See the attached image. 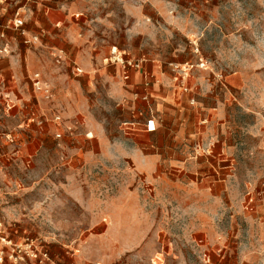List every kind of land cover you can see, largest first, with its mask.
<instances>
[{
    "label": "rangeland",
    "instance_id": "obj_1",
    "mask_svg": "<svg viewBox=\"0 0 264 264\" xmlns=\"http://www.w3.org/2000/svg\"><path fill=\"white\" fill-rule=\"evenodd\" d=\"M4 3V7L0 4V50L8 45V52H0V58L11 52L10 35L20 39L19 47L38 46L25 44L14 28L18 13L30 33L28 26L38 27L36 18L47 13L56 16V28L73 26L76 37L91 46L92 55L87 53L78 66L85 69L92 62L105 68L83 70L80 75L55 70L58 64L51 55L44 64L37 59V70L30 76H21L14 96L6 90L0 93V219L10 238H34L57 253L65 249L78 255L87 249L103 264H149L146 248L153 233L163 225L188 224L182 218H162L161 206L151 202L157 194L168 200L164 207L170 211L177 206V196L188 205L184 188L167 186L158 192L138 181L142 175L131 181L132 150L171 145L172 139L155 144L146 135L124 133L122 121L131 117L123 105L131 97L129 81H124L120 69L102 60L113 46L125 57L154 62L163 71L172 72L171 62L192 65L190 91L176 88L178 98L190 103L194 97V104L204 102L219 109L209 139L216 137L214 147L225 148L234 161L233 186L224 194L240 202L235 208L222 203L220 219L214 223L226 227L228 221L243 227L241 212L249 195L263 206L264 0ZM53 10H61L67 21ZM35 73L54 87L53 99L35 92ZM55 115L61 120L56 121ZM168 122L174 125L176 119ZM98 128H103L104 138L98 136ZM183 144L197 146L189 137ZM133 195L141 202H132ZM229 210L236 212L235 221ZM125 241H139L138 249L121 250Z\"/></svg>",
    "mask_w": 264,
    "mask_h": 264
},
{
    "label": "crops",
    "instance_id": "obj_2",
    "mask_svg": "<svg viewBox=\"0 0 264 264\" xmlns=\"http://www.w3.org/2000/svg\"><path fill=\"white\" fill-rule=\"evenodd\" d=\"M0 2L1 7H4L5 1ZM53 11L62 14L61 10ZM55 17L42 14L36 18L38 27L28 26L32 33L40 35L38 46L19 47L17 42L20 39L13 35L7 39L11 52L0 58V93L6 90L8 96H14L20 87L21 76L24 73L30 76L32 70H37V59L44 64L51 55L58 64L55 70H72L77 75L82 74L83 70H105L96 68L92 62L85 69L78 66L77 61L84 59L87 53L92 55L91 46L76 37L73 26L56 28ZM63 17L66 22L68 16L64 14ZM114 47L116 46L112 47L107 56L102 57L100 54L98 57H102L104 63L110 62L116 69H120L123 76L120 60L132 58L125 57V52L119 49L115 54L112 51ZM58 56L61 57L60 62L57 61ZM43 78L46 80L44 76ZM190 78L191 75L188 78L191 88ZM123 79L129 81L128 92L131 95L123 102L131 113L130 118L122 121V124L131 123L127 127L121 125L124 133L137 137L146 135L147 140L155 144L167 138L172 139L171 145L137 146L132 150L130 161L134 177L131 181L136 182L137 176L142 175L138 181L146 187H155L158 192L159 188L167 186L184 188L188 196V205L180 202L184 197L177 196V206L171 211L164 207L168 200L157 194L153 197L151 202L162 208V218H182L188 220V224L163 225L153 233V241L146 248L150 254L149 264L152 259L157 258L158 264H206L203 262L204 253L211 258L208 264L264 262V204L262 206L261 201L245 198L247 207L241 212L245 222L243 227L228 224V221L226 227L225 224L217 226L214 223V219H220L218 209L222 203L235 208L236 203L240 202L229 193L224 194L226 189L229 191L233 186L231 169L234 161L230 160L225 148L214 147L216 137L209 139L218 122L219 109L214 104H191L186 98H178L176 88L181 87L174 83L172 72L161 70L154 62L143 60L141 68H130L129 78L125 79L123 76ZM147 81H150V85H146ZM52 91L53 99L56 95L53 86ZM135 93L148 95V100H135ZM150 119L154 120V130L147 128V121ZM171 119H176V124H169L168 120ZM200 122L204 124L203 127L198 125ZM97 131L98 136L105 137L103 128H98ZM187 137L195 139L197 146L184 145L183 141ZM137 199L141 202L140 197L131 196L132 202ZM233 212L235 221L236 212L229 210V214ZM137 243L139 241H125L121 250H137ZM50 253L58 264H103L96 260V256L87 254V249L78 255L70 254L65 249L59 253L54 249Z\"/></svg>",
    "mask_w": 264,
    "mask_h": 264
},
{
    "label": "built area",
    "instance_id": "obj_3",
    "mask_svg": "<svg viewBox=\"0 0 264 264\" xmlns=\"http://www.w3.org/2000/svg\"><path fill=\"white\" fill-rule=\"evenodd\" d=\"M5 1V0H1ZM14 28L19 30L20 34L24 38V43L27 45L36 44L40 41V35L39 34H32L26 28L24 27V20L19 16V13L17 14V17L14 20ZM115 54H117L118 48L114 47L112 50ZM1 53H7L8 52V45H5L2 50H0ZM57 61H61V57H57ZM122 69H123V76L125 79L129 78V69L130 68H141L143 64V60H133V59H124L122 58L120 60ZM170 66L172 67V79L174 83L178 86H180L183 91L188 92L190 91V86L188 84V78L192 74V65L187 64H180V63H174L171 62ZM79 72L80 70L77 69ZM32 85L35 90V92L40 93L45 99H51L52 98V87L51 85L44 80V78L41 76L40 73H35L32 77ZM146 85H150V81L146 82ZM134 99H142V100H148V95H140L138 93L134 94ZM195 98L192 97L190 99V103H195ZM54 119L56 121L61 120L60 115H55ZM131 123L124 122L122 126H130ZM147 128L149 130L155 129L154 120L150 119L147 121ZM58 137H61V133H57ZM252 200L254 199L253 196H250ZM264 200V199H263ZM7 262H10L11 264H22L24 262H35L37 264H58L54 261V259L51 256L50 251L46 246L38 240L34 238H25L22 241H16L12 238H10L5 231L4 224L2 220L0 219V264H6ZM158 258L152 259L151 264H158ZM203 262L208 264L211 262V258L206 253L203 254Z\"/></svg>",
    "mask_w": 264,
    "mask_h": 264
}]
</instances>
